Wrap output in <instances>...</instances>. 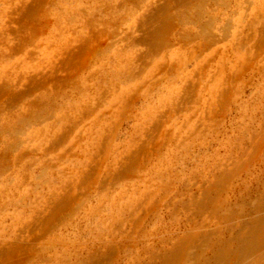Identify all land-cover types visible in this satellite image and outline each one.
Returning <instances> with one entry per match:
<instances>
[{
    "label": "rangeland",
    "instance_id": "374dc122",
    "mask_svg": "<svg viewBox=\"0 0 264 264\" xmlns=\"http://www.w3.org/2000/svg\"><path fill=\"white\" fill-rule=\"evenodd\" d=\"M263 215L264 0H0V264H261Z\"/></svg>",
    "mask_w": 264,
    "mask_h": 264
},
{
    "label": "bare ground",
    "instance_id": "6f19581e",
    "mask_svg": "<svg viewBox=\"0 0 264 264\" xmlns=\"http://www.w3.org/2000/svg\"><path fill=\"white\" fill-rule=\"evenodd\" d=\"M203 11H204V10H203ZM201 14H202V13H201ZM201 14H200V15H201ZM210 16H211V15H210ZM184 18H185V17H184ZM191 18H192V17H191ZM185 23H186V22H185ZM186 31H187V30H186ZM85 49H86V48H85ZM84 51H85V50H84ZM85 52H86V51H85ZM85 54H86V53H85ZM85 54H84V55H85ZM32 105H33V104H32ZM27 119H28V118H27ZM24 121H26V120H24ZM263 216H264V215H263ZM258 223H259V222H258ZM255 224H256V223H255ZM262 226H263V225H262ZM257 227H258V226H257ZM261 229H262V228H261ZM260 233H262V232H260ZM251 236H253V235H251ZM258 236H259V235H258ZM263 236H264V235H263ZM261 240H262V239H261ZM251 241H252V240H251ZM239 244H240V243H239ZM228 246H229V245H228ZM260 246H261V245H260ZM260 246H259V247H260ZM259 247H258V248H259ZM253 251H254V250H253ZM243 252H244V251H243ZM245 252H246V251H245ZM245 252H244V253H245ZM259 252H260V251H259ZM230 254H231V253H230ZM233 254H234V253H233ZM247 254H248V253H247ZM262 254H263V253H262ZM245 255H246V254H245ZM245 255H244V256H245ZM241 256H242V255H241ZM241 256H240V257H241ZM236 258H237V257H236ZM253 259H254V258H253ZM253 259H251V260H253ZM262 259H263V258H262ZM262 259H261V260H262ZM259 260H260V259H259ZM245 261H246V260H245ZM262 261H263V260H262ZM236 262H237V261H236ZM260 262H261V261H260ZM241 263H244V262L241 261ZM247 263H249V262H247ZM257 263H258V262H257ZM239 264H240V263H239ZM261 264H264V261H263Z\"/></svg>",
    "mask_w": 264,
    "mask_h": 264
}]
</instances>
